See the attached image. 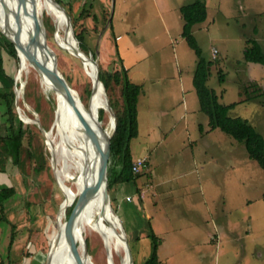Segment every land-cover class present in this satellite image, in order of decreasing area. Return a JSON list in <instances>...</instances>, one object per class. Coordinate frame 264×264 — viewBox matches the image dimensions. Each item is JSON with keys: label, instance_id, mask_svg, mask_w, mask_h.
<instances>
[{"label": "rangeland", "instance_id": "1", "mask_svg": "<svg viewBox=\"0 0 264 264\" xmlns=\"http://www.w3.org/2000/svg\"><path fill=\"white\" fill-rule=\"evenodd\" d=\"M60 1L70 9L73 18L79 16L83 7L89 8V17L80 18L79 23L74 19V33L76 35L78 29H83L86 45L106 68H112L118 61L119 44L122 47L126 42V39L118 41L117 36L127 28L126 24L135 25L130 32L136 35L135 42L150 51L155 49L147 63L140 66L147 69V73L172 75L170 79L175 86L176 100L180 98L182 84L177 78L179 60L177 62L175 58V51L178 46L180 50L185 48V52L181 50L184 55L180 56L183 86L189 100L196 102L190 107V118H139V134L132 140L131 149L135 158L139 155L149 158V168L124 181V187L121 184V193L124 197L129 194L130 199L123 197L118 202L116 192L119 186L114 184L112 188V207L121 225L119 230L126 234L133 264H146L154 253L155 244L161 264H264V168L250 158L244 143L219 128L211 130L209 118L200 110L193 83L197 56L182 34L183 20L179 13L181 5L196 0ZM205 1L208 17L193 27V33L203 56L212 61L208 86L216 91L221 102L236 103L229 112L231 116L247 119L264 135V95L256 93L258 89L264 91V65L248 61L244 54L249 38L257 39L264 50V0ZM43 16L49 18L48 12ZM52 21L54 33L49 18L58 67L60 64L72 76L74 84H71L87 102L91 91L88 95L86 90H92L93 84L87 71L89 68L86 69L82 60L59 45L53 17ZM170 23L171 32L167 30ZM2 34L7 38L5 33ZM57 35L61 40L59 31ZM214 49L218 50L215 57ZM0 57L6 74L3 78L0 76V80L6 86V80L14 77V86L17 80V87L21 90L19 105L16 98L14 104L18 114L16 126L19 127V120L34 124L31 131L38 133L45 144L39 126L27 123L21 117L39 119L50 132L56 148L55 161L59 170L56 173L62 178L59 181L64 192L61 197L52 182L53 196L47 199L45 173L36 178L28 147L22 145L18 148L10 138L8 123L0 121V136H9L11 155L7 173L16 190L7 201L9 209H0V216L2 213L6 216V219H0V264H47L44 250L51 244L56 224L63 220L61 204L68 193L67 182L77 192L80 171L77 159L69 154L57 125L58 107L54 92L39 80L35 71L24 74L19 80L21 59L17 64L4 47H0ZM69 57H72L73 64L69 63ZM174 68L176 77L172 71ZM220 70L225 75L224 81L220 80ZM129 76L132 81L138 80L134 69ZM153 83L157 84L150 81L149 85L154 86ZM2 87L0 84L3 92ZM250 94L252 97L249 98ZM5 105V100L0 98V114L6 110ZM89 105L88 117L99 113L101 106L94 97ZM109 119L108 112L102 114L104 126ZM52 157L51 153V165ZM52 171L59 187L53 167ZM153 178L159 183L154 184ZM142 193L146 195L145 199ZM83 230L89 253L87 264H112L102 235L86 221ZM153 234L160 238L158 242L153 241ZM212 234L218 237V241L212 240ZM12 235H15V241L10 249ZM111 237L113 263L124 264L128 248ZM206 239L210 241L203 244ZM27 240H31L30 246H24ZM70 254V251L63 250L62 264H72Z\"/></svg>", "mask_w": 264, "mask_h": 264}, {"label": "trees", "instance_id": "2", "mask_svg": "<svg viewBox=\"0 0 264 264\" xmlns=\"http://www.w3.org/2000/svg\"><path fill=\"white\" fill-rule=\"evenodd\" d=\"M58 1L62 2L60 0ZM180 13L184 20L182 34L188 41L190 47L195 50L197 56V67L194 73L193 83L196 88L198 98L200 100V110L205 113L209 118L210 129L214 130L219 128L223 132L232 136L237 141L244 143L250 158L257 161L258 164L262 168H264V135L260 133L256 129V127L252 125L247 119H244L242 117L231 116L229 112L232 108L236 106V103L225 104L221 102L220 96L216 93V91L208 86V80L211 75L210 69L212 61L207 60L203 56L202 49L199 46L197 39L193 33V27L196 24L202 23L207 19V2L205 0H196L188 4H184L180 7ZM89 15V8L85 6L83 7L79 16L75 17L74 19L76 22L79 23L80 18L89 17ZM44 19L48 29L51 31L52 29L49 25V18H46L45 16ZM76 37L80 41V48L86 53H90L91 51L84 41L85 35L83 29H78ZM247 42L248 46L246 47L244 53L245 58L248 61L261 63L264 65V50L262 48V45L255 38H249ZM0 47H4L7 50V53L13 58H15L17 64L19 63V56L17 55L16 48L2 34L1 31ZM93 54L96 57V54ZM60 58L61 55H59V59ZM68 59L70 60L69 63L73 64L72 57H69ZM116 62L114 63L112 68H106L103 66V64H101L104 74V83L118 119L117 130L112 137L114 167L112 171L111 189L113 188L114 184L130 180L134 177V174L132 172V164L135 158H133L131 142L134 138L138 137L139 134L138 103L139 96L142 92V85L131 80L129 76V70L123 64L122 58L120 56L118 58V61ZM59 68L62 70L64 76L68 79V81L74 84L72 76L68 75V73H66L62 69V66H60V64ZM4 75L6 74L2 67V57H0V76L3 78ZM220 80H225V75L222 73V70H220ZM6 82V86L3 81H1L0 83L2 84V88L4 89L3 92L0 91V98H3L6 102V110H4L2 114H0V118H5V122L8 123L10 138L14 143L18 144L16 146H18V148H20L22 145H26L28 147L29 156L32 162V169L36 178L41 177V174L45 173V179H47L48 181V183L45 185L47 199L53 196L52 193L54 191V187L53 184H51L52 182L55 183L56 192L62 197L63 193L61 189L57 186L53 175L50 160V150L47 148V145L42 140L40 135H38V133L34 131H31V129L33 128L32 125L34 124H25L23 121L19 120L20 125L19 127L16 126L18 114L14 105L16 98L15 93L13 91L14 77H9V80H6ZM90 91V88L86 90L88 95ZM256 93L257 95H264V91H260L259 89ZM250 97H252L251 94L249 95V98ZM106 112L107 111L105 109H100L99 117L101 121L102 114H105ZM35 127L37 126L35 125ZM8 138L9 136H0V161H5L8 157H10V145L8 142ZM147 168H149V160ZM57 175L58 179L61 180V176L59 174ZM67 184L75 189V187L69 182H67ZM14 193L15 189L13 187L0 189L1 211H4L3 201L6 198L12 196ZM69 210L70 207L67 208V212ZM12 227L14 228L15 225L12 224ZM52 233L49 236V242ZM152 238L155 242H158L160 240V238H158L154 234ZM14 241L15 235H12L11 242L9 244L10 249L12 248ZM87 243L88 245L90 244L89 238H87ZM31 244V240H27L24 246H30ZM44 251L46 252L47 249H45ZM23 253L25 254V252ZM27 256H30V254ZM65 257L67 258L68 262H70L69 256L67 254ZM14 264H18V262H14ZM146 264H161V260L159 259L157 254L156 244L154 246V253L147 260Z\"/></svg>", "mask_w": 264, "mask_h": 264}, {"label": "bare ground", "instance_id": "3", "mask_svg": "<svg viewBox=\"0 0 264 264\" xmlns=\"http://www.w3.org/2000/svg\"><path fill=\"white\" fill-rule=\"evenodd\" d=\"M34 6L38 8V11L42 15H44V13L46 12H48V14H52V17L57 26L56 31L57 32L59 31L61 36V40H60L56 32V39L59 45L67 49V51H69L70 53H73V49L71 48V46L74 45L79 46L78 41L74 36V25L72 22V17L64 8H62L57 3H53L49 0H0V29L2 30L3 33H5V35L11 41H14L16 37H18L20 47L23 52L19 56V58L21 59L20 68H19V80L24 74L29 75V73L31 74V71L32 72L35 71V68L29 63L28 58L37 61L36 59L37 50L39 49L38 54L41 51L40 48L42 46V39L41 36L39 35L37 28H35L34 26ZM33 32L37 35V40L35 42L31 41L30 39L31 34ZM65 32L67 35L65 34ZM70 41L72 44L69 43ZM89 61L90 60L85 59L83 61V65L84 67H86V69L89 68V70L87 69V71L91 75L93 82V94L91 99L94 97L96 103L102 108L106 104V100L103 98L101 93V88L98 85L97 68L93 63ZM36 74H38L39 80L47 88L51 89L54 92L58 107L57 125L63 136V142L67 144L69 154L71 153L74 157H76L80 171L78 177L77 192L75 191L74 188L69 186L66 198L64 202H62V219H63L65 217V210L68 208V206L72 204L74 200L77 199L79 194L84 193L88 189V187L91 185L95 177L100 173V171L104 168L106 164L103 145L98 135V133H100V130L96 125V121H95V117L99 116V113L97 111L95 112V114H92L90 117H88L86 114L90 115V113L85 112V110L83 111L81 104H78L77 110H79L80 113H82L86 117L85 119L87 120L89 129L85 128V126H81L77 114L75 112V109L71 105L70 101L66 102L65 100H63L60 97V95H58L55 92L54 89L55 86H52V84L49 81L41 79L39 73L36 72ZM17 89H18L17 92H18V100H19L21 90L19 89V87H17ZM20 114L22 115L23 113L20 111ZM24 117L25 118L23 119L27 123H35L34 119L27 118V116ZM107 126L111 128L113 126L112 121L110 119L108 120V124L105 127ZM48 134L50 137L51 135L49 131ZM74 139H76L77 142H75ZM50 142L53 144L52 140ZM53 151L55 154L56 153L55 145L53 146ZM56 172L59 173V170L57 168H56ZM103 204H104V190L102 186H99L93 198L90 200L87 208L85 209L82 218V227L84 222L86 221L89 225L95 228L101 235L103 232L104 235L108 238V244H107L108 249H110V245H111V239H112L111 236H114L116 238L118 244H122L128 248L126 234L123 230L122 231L119 230V227L121 228V225L119 223L116 213L112 208L103 209ZM102 209L104 211L103 217L100 216ZM97 210H98V214L95 215V212ZM71 225H72V221L69 220L66 223V225H63L62 227L58 246L55 249L56 253H55L54 264H61V254L63 250L70 251L71 263L74 264V260H73L74 257L70 245L71 236H72ZM82 238H84V235ZM88 258L89 257L87 256L86 264ZM112 261H113V257H112ZM111 263L114 264L113 262ZM124 264H131L128 253L124 260Z\"/></svg>", "mask_w": 264, "mask_h": 264}, {"label": "water", "instance_id": "4", "mask_svg": "<svg viewBox=\"0 0 264 264\" xmlns=\"http://www.w3.org/2000/svg\"><path fill=\"white\" fill-rule=\"evenodd\" d=\"M53 3H57L60 5L62 8H64L70 16L73 18V15L70 11V9L64 4L59 2L58 0H49ZM49 18L51 20V27L53 28V33L55 31V28L53 27L52 24V14H49ZM74 21V18H73ZM34 26L37 28L39 35L41 36L42 39V46H41V51L38 54L39 49L37 50L36 54V59L32 60L28 58L29 63L35 68V71L39 73L41 79L49 81L52 86H55V92L60 95V97L67 101H70L71 105L74 107L75 112L77 114V117L79 119V123L81 126H85V128L89 129V125L87 123V120L85 119L86 117L80 113L78 109V104H81V106L84 108L85 112L89 113V103L93 94V84H92V90L89 96V99L87 102L84 101L82 98L81 94L79 91L68 81V79L64 76V74L60 71L57 63V56L56 53H54L53 49V33L48 29L44 16L38 11V8L34 6ZM18 36V35H17ZM75 38L77 39L75 33H74ZM8 38V37H7ZM31 41H36L37 40V35L33 32L31 34ZM8 40L14 45V47L17 50V55L20 56L23 52L20 47V43L18 40V37L14 41H11L9 38ZM78 41V39H77ZM73 49L72 55L78 57L82 62L87 59L90 60L89 62L93 63L96 68H97V73H98V85L101 88V93L103 98L106 100V104L102 107L104 108L110 116V120L112 121V128L107 126L105 127L99 116L95 117L96 125L98 126L100 133L99 139L102 142L103 149H104V154H105V159H106V164L104 168L100 171V173L95 177L91 185L88 187V189L84 192L79 194L77 199L71 204L70 210L66 213L65 217L63 220L56 224V230L54 237L51 241L50 246L48 247L46 251V258H48V264H54L55 261V249L58 246V242L60 239V234H61V228L63 225H66V223L71 220L72 225H71V251L74 257V264H86L87 256H88V247L85 242V238L83 237V227H82V218L85 212V209L87 208L90 200L93 198L94 194L96 193L97 189L99 186L103 187L104 190V204H103V209L105 208H112V189H111V179H112V171L114 167V152H113V147H112V137L115 134L118 126V119L116 112L114 110V106L112 104V101L108 95L105 83H104V74H103V68L100 64L99 58L95 57L93 53H86L84 50L80 48V46H71ZM45 56V58H44ZM14 93L16 94V104L17 106L19 105L18 101V94H17V80L15 81V86H14ZM21 116V115H20ZM22 120H24L21 117ZM25 121V120H24ZM26 122V121H25ZM34 122L39 126V128L42 131V134L45 137L46 144H48V148L50 152L52 153V167L55 173V177L57 180V183L60 187L61 190H63L62 184L58 179V175L56 173V161H55V154L53 151V146L50 141V137L48 134V131L45 129L43 126L42 122L39 119H34ZM62 206V204H61ZM101 211L100 216L103 217L104 211ZM102 235L105 240V244L107 246V252H108V258L112 261V255H111V250L108 249V238L104 235L102 232ZM128 243V242H127ZM129 245V244H128ZM83 247V249H82ZM128 254L130 258L131 264H133V257H132V252L131 249L128 246ZM46 258H45V263H46Z\"/></svg>", "mask_w": 264, "mask_h": 264}, {"label": "crops", "instance_id": "5", "mask_svg": "<svg viewBox=\"0 0 264 264\" xmlns=\"http://www.w3.org/2000/svg\"><path fill=\"white\" fill-rule=\"evenodd\" d=\"M184 5V4H183ZM208 5V4H207ZM182 6V5H181ZM180 6V7H181ZM180 7H179V13H180ZM180 17L182 18V15L180 13ZM208 17V16H207ZM183 20V18H182ZM126 23H132L130 21H127ZM165 23V22H164ZM184 24V20H183ZM183 24H182V31H183ZM199 24V23H198ZM127 28L123 29L120 35L117 36V40L121 41L123 39H126V42L122 45L119 44V53L120 57L122 58L123 64L128 68L129 73L132 72V69L135 70L137 73V79L134 82L139 83L142 85V92L139 96V103H138V120L139 118H190L189 111L191 105H195L196 102H191L189 100L188 92L183 86V77L181 76L182 70L180 69V56L184 55L182 54V49L185 52V48H181L180 46L177 47V52L175 51V58L177 59V62L179 60V68H177V78H179L180 83L182 84L180 89V95L179 100L175 99V86L174 83L171 81L170 75H163V74H151L152 72L147 73V69L142 68V65L140 64L145 63L150 56L153 55V52H155V49L153 48L152 51L148 50L147 47H145L143 44L135 42V36L131 35V30L134 28V26L131 27L130 24H126ZM166 25V23H165ZM172 24L170 23V28L167 25V30L171 32ZM130 41V44L128 42ZM152 47V46H151ZM126 51H123V50ZM188 51V50H187ZM195 52V50L193 49ZM188 55L189 54L188 51ZM147 63V62H146ZM171 71V70H170ZM174 71L175 77H176V70L175 68L172 70ZM162 73V72H161ZM169 79L170 81H168ZM132 80V79H131ZM155 82L157 83L154 86H150L149 82ZM5 122V118H0V121ZM139 130H140V124H139ZM10 155H11V147H10ZM140 156V155H139ZM133 158H135L133 156ZM10 157H8L5 161H0V189L1 188H7V187H13V182L7 173V163H9ZM149 159V158H148ZM154 184L159 183L156 178H153ZM121 184L124 187V181L117 183L118 190L116 192L117 201L123 200L124 194H122ZM14 188V187H13ZM15 189V188H14ZM15 193L12 195L14 196ZM143 198H146V195L144 193ZM10 196V197H12ZM6 198L4 203V210H8L7 201L10 198ZM129 194H126L124 198L128 199ZM130 201V200H128ZM121 202V201H120ZM0 219H6V216L2 215L0 216ZM212 240L218 241V237L214 234H212ZM210 241V239H206L203 242V244H206ZM5 264V263H2Z\"/></svg>", "mask_w": 264, "mask_h": 264}, {"label": "built area", "instance_id": "6", "mask_svg": "<svg viewBox=\"0 0 264 264\" xmlns=\"http://www.w3.org/2000/svg\"><path fill=\"white\" fill-rule=\"evenodd\" d=\"M217 49H214V57L217 54ZM148 166V157L146 156H139L136 157L133 164H132V172L134 175L140 174L141 171ZM143 196V194L141 195ZM130 199V197H128Z\"/></svg>", "mask_w": 264, "mask_h": 264}]
</instances>
